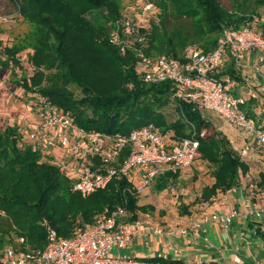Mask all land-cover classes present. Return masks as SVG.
I'll return each mask as SVG.
<instances>
[{
	"label": "trees",
	"instance_id": "1",
	"mask_svg": "<svg viewBox=\"0 0 264 264\" xmlns=\"http://www.w3.org/2000/svg\"><path fill=\"white\" fill-rule=\"evenodd\" d=\"M14 1L19 13L35 24L32 52L26 57L28 66L33 65V73L23 77L20 83L25 90L70 111L77 124L86 130L129 133L149 123L162 131L174 129L178 137L189 136L195 130L199 148L192 165L203 161L214 178L192 199L196 204H207L219 192L238 186L250 166L228 136L194 102L172 98L173 89L177 88L173 81L146 82L133 51L122 54L111 43L110 22L123 15L121 0ZM148 1L160 10L158 24L153 21L145 30L148 53L168 54L182 61L189 45L213 49L224 28L241 27L252 18L261 17L254 11L264 6V0H230V6L222 0ZM170 15L185 18L186 25L169 28ZM99 16L105 22H99ZM260 28L264 30L263 20ZM25 48V44L4 45L0 50V65H18L19 54ZM221 75L244 82L233 60L226 63ZM73 84L80 87V96L72 89ZM258 97L248 95L247 103L242 105L254 120L255 112L249 108ZM170 103H175L179 114L174 121H168L163 112ZM256 124L264 127V120ZM23 141L18 126L0 129V248L13 245L37 252L47 245L50 229L58 237L71 238L77 236L79 229L93 224L98 215L111 214L122 206L126 214L119 216L125 221H135L140 212L155 210L154 205L139 203L141 195L133 189V177H115L106 188L83 196L73 189L71 178L52 158L44 157L33 145ZM182 171H164L156 178L154 189L167 191L171 184H180ZM180 203L181 213L192 217L194 213L188 205ZM160 212L159 216H165V210ZM142 259L186 264L181 259L165 260L162 256ZM0 264H6L2 251Z\"/></svg>",
	"mask_w": 264,
	"mask_h": 264
},
{
	"label": "built area",
	"instance_id": "2",
	"mask_svg": "<svg viewBox=\"0 0 264 264\" xmlns=\"http://www.w3.org/2000/svg\"><path fill=\"white\" fill-rule=\"evenodd\" d=\"M159 11L153 2L139 0L130 13L123 12L113 23L109 36L111 43L117 45L122 54L133 51L146 82L173 81L177 88L173 89L172 98L190 100L201 109L213 110L220 118L252 135L257 145L263 146L264 127H258L256 120L242 107L247 103L248 95L255 97L258 93L250 90L249 93L232 94L229 89L243 87V82L221 75V71L233 60L243 78L248 77L250 69L253 76L264 81V30L260 28L264 18L256 16L241 27L224 28L211 50L198 44L189 45L182 61L172 55H152L147 51L149 42L145 30ZM251 54H254L252 61ZM31 107L38 118L29 129L30 144L44 157L52 158L71 178L73 189L83 196L106 188L120 176L133 177V189L142 195L153 187L164 171L175 172L190 167L198 152L199 139L195 130L189 136L178 137L174 129L162 131L149 123L129 133L107 134L80 127L70 111L59 108L38 93ZM204 133L205 130L202 135ZM57 148L60 154L56 152ZM248 148L246 146L245 151ZM262 213L264 208L257 210L248 204L246 215ZM125 214L122 206L111 214L98 215L93 224L79 229L77 236L71 238L58 237L56 231L50 229L47 245L37 252L6 245L4 261L6 264H162L119 251L112 253V250L115 247L127 249L135 240L147 235L168 238L187 235L191 228H201L204 221L219 222L227 228L240 212L238 209L222 214L203 211L199 218L190 217L184 224H166L163 216H153L149 212L135 221L120 220L119 215ZM175 253L181 256L182 252L175 249Z\"/></svg>",
	"mask_w": 264,
	"mask_h": 264
},
{
	"label": "crops",
	"instance_id": "3",
	"mask_svg": "<svg viewBox=\"0 0 264 264\" xmlns=\"http://www.w3.org/2000/svg\"><path fill=\"white\" fill-rule=\"evenodd\" d=\"M253 56L254 54L250 55L251 61ZM248 73V77L243 79L252 85L249 90L256 91L258 95L260 92L263 94L264 81L253 76L250 69H248ZM243 91H245L243 87L239 86L238 93ZM210 120L228 136L234 147L241 152L243 158L248 162L250 170L242 174L238 186L226 192H219L211 202L201 204L199 207H204L209 214H222L232 209H238L240 214L233 218L227 228H224L219 222L204 221L201 228H191L187 235L168 239L164 236L147 235L135 240L129 248H133L136 244H145L146 249L150 250V255L143 254L141 257L162 254L165 260L181 259L186 264H200L201 262L208 264L212 262L218 264H264V213L246 215L248 204L253 209L264 208V186H260V183H264V145H257L252 135L227 121L220 118H217L216 121ZM246 146L249 148L245 151ZM56 152L60 154L61 151L57 149ZM195 165L200 167L197 171L199 180L191 186L194 190L196 189V193L189 196L191 200L201 193L203 186L214 181L212 176L204 177L206 172H203L204 167H201V163ZM251 184L256 187L252 188ZM201 214L195 213L192 216L196 219ZM168 242L171 244L169 245ZM175 249L181 250V256L175 253ZM172 250L173 256L170 252ZM235 258H239V260L235 261ZM160 263L165 264V262Z\"/></svg>",
	"mask_w": 264,
	"mask_h": 264
},
{
	"label": "rangeland",
	"instance_id": "4",
	"mask_svg": "<svg viewBox=\"0 0 264 264\" xmlns=\"http://www.w3.org/2000/svg\"><path fill=\"white\" fill-rule=\"evenodd\" d=\"M222 2L226 6L231 5L230 0H222ZM138 4L139 0H121V6L124 13H130L133 7ZM256 12L260 13L262 19L264 18V6L256 8L254 13ZM158 16L160 15L158 14L157 17L153 19V21H156L157 24L160 19ZM97 19L99 22H105L103 17L101 18L99 16ZM113 23L114 21L110 22V25H113ZM186 23L187 20L185 18H179L174 15L168 16L169 28H173L174 26H183L184 24L186 25ZM34 32L35 24L32 21L25 19L19 13L14 0H0V50L4 45H27V48L19 54L20 63L18 65L14 63L10 67L0 65V129H3L7 125L18 126L19 130L23 134V140L29 144V129L33 122H37L38 118L36 112L32 110L33 108L31 107V104L36 97V93L25 90L20 83L22 82L23 77H28L33 73V65L28 66L29 62H26V57H29L32 52V48L30 46L33 41ZM242 84L243 89L245 90L244 92L249 93V89L252 85L248 84L247 81H244ZM71 86L77 96H80V87L75 84ZM229 92L237 95L238 87L229 89ZM249 109L254 110L256 123L259 122V120H264V93L261 94L260 92L259 97L256 98V103L251 105ZM203 111L207 119L210 118L213 121H216L217 118H220L213 110L203 109ZM163 112L168 121H174L179 116L175 103L167 105L163 108ZM201 162L203 163V161ZM201 167H204L203 172H206L204 177L207 178V176H210L207 167H205L204 164H202ZM199 168L200 167L194 163L192 166L184 169L182 171V176H180L178 180L180 181V184L178 182L176 184L172 182L174 185L171 184L170 189L167 191L164 190L158 192L154 189L153 185V187H151L146 193L139 196V203L154 205L155 210H153V212H149L153 216L160 215L161 212H158L165 210L166 214L162 218L165 220V223L184 224L189 218H187V214L183 215L181 213L182 209L181 211L179 210V207L182 205L180 202L187 204L189 211L194 214L202 213L206 210L204 207H199L201 204H196L189 197L191 194L196 193V189L194 190L191 186L195 181L199 180V175L197 173ZM167 212L169 213L167 214ZM143 213L144 212H140L139 217ZM192 218L195 219L193 216ZM165 238L168 239V237ZM145 246V244H136L133 248L124 250H120L115 247L113 248L112 253H118V251L121 253L126 252L130 256L137 257H141L143 254L150 255V250L146 249ZM4 247L5 246L1 247L0 251L3 252ZM170 252L171 256H173V250ZM184 256L187 258L186 255Z\"/></svg>",
	"mask_w": 264,
	"mask_h": 264
}]
</instances>
